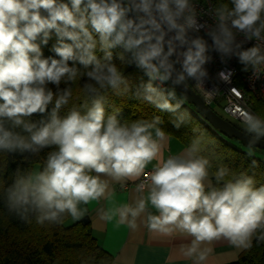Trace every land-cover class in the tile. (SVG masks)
<instances>
[{"label": "clouds", "instance_id": "9594fccd", "mask_svg": "<svg viewBox=\"0 0 264 264\" xmlns=\"http://www.w3.org/2000/svg\"><path fill=\"white\" fill-rule=\"evenodd\" d=\"M82 4L83 12L76 18L74 11L80 12ZM170 4L175 6L174 14ZM232 4L231 10L227 5L216 10L220 35L210 33L214 47L223 53L231 51L234 40L227 21L248 40H260L264 31V19H261L264 0H232ZM187 7L188 0H71L70 10L67 4H57L56 0H0V118L9 119L14 126L22 125L23 131L30 134L28 139L14 134L6 130L0 120V149L36 152L51 145L58 146V151L49 154L43 172L18 178L7 189L10 211L25 220L28 213H35L39 225L45 221L57 222L65 211L73 219H79L83 213L77 204L96 200L106 188L98 176L89 175V172L107 173L117 180L143 174L145 178L150 177L148 202L159 212V215L148 216L146 226L150 231L170 234L175 228L194 237L187 256L196 252L199 242L221 238L237 248L251 247L254 232L264 227V184L254 187L253 177L241 173L242 178L227 181L222 187L206 185L210 162L195 155L199 151L198 140L188 149L189 159L169 158L151 173L145 172L146 165L160 151L149 132L159 121L158 117L153 123L137 121L130 127L119 125L114 115L105 121L103 97H100L92 101L86 114L81 115L73 109L61 119L59 109L72 95L71 90L65 89L55 99L47 121L41 119L37 126L23 119L48 111L54 94L46 89V84L58 86L65 74L70 81L76 77L77 69L68 65L69 60L78 61L85 68L92 65L86 75L101 89L106 85L116 88L121 82L115 65L102 64L94 54L96 41L86 27L89 23L98 34L105 60H111L108 49L115 45H121L126 51L136 49L134 56L138 66L149 77L144 86V99L159 109L174 111L167 99L160 102L155 98L154 94H162L153 87L152 81L165 82L171 77L172 65L166 62L174 49L169 41L165 52V32L161 24H166L168 31L178 29L174 39L186 43L185 29L174 17H179ZM40 9L47 11L46 18L41 17ZM153 10L159 21L153 16ZM129 13L144 15L129 16ZM195 23L192 16L187 17L189 28ZM69 28L79 31H69ZM48 29H55L59 37L73 42L67 44L59 40V46L54 47L59 60L41 59L39 46L33 43L43 33L42 42L46 44ZM191 45L183 53V71L173 83L184 81L185 73L196 80L206 75L202 68L209 59L205 55L206 44L196 38ZM260 51L258 46L240 51L239 61L255 67L264 61ZM30 53L35 55L30 56ZM84 87L88 92L98 91L91 84ZM172 95L174 93L169 92V96ZM243 118L246 131L255 133L257 139L264 136V121L248 112H243ZM156 136L162 138L164 133L157 128ZM227 174L228 169L222 167L215 173V179L222 181ZM139 187L143 189L145 185ZM144 209L143 199L136 208L125 206L119 213L121 222L130 213L133 219L128 224L135 229L134 218ZM259 239L264 240V235ZM210 251L209 248L201 252L198 259L203 261Z\"/></svg>", "mask_w": 264, "mask_h": 264}, {"label": "trees", "instance_id": "16d2710c", "mask_svg": "<svg viewBox=\"0 0 264 264\" xmlns=\"http://www.w3.org/2000/svg\"><path fill=\"white\" fill-rule=\"evenodd\" d=\"M215 7L219 9L222 5H227L231 10L234 6L232 0H212ZM57 4H67L71 10V0H56ZM75 12L74 16L79 18L83 12ZM41 17L48 16L47 11L40 9ZM86 15V13H85ZM264 19V12L261 13ZM57 24L63 27L58 21ZM96 41L94 54L102 64H113L121 74V82L116 88L106 85L101 89L96 81L87 77L86 73L92 70V65L85 68L78 61L69 60L68 65L75 66L77 75L73 80H68L67 74L61 78L60 84H46V89L53 92V102L48 105V111L43 115L33 114L31 117H24L25 122H34L39 126L41 119L47 121L50 118V111L54 106L57 96L62 95L65 89L71 90L72 95L68 103L63 105L58 112L62 119L73 109L86 114L92 107V101L103 97L105 121L110 115H114L121 126L130 127L132 123L148 122L153 123L155 118L159 121L155 127L166 134L176 138L185 148L189 149L193 141L198 140L199 151L196 156H202L209 160L212 187H222L227 181L240 179L241 173L244 176H251L254 179V187L264 184V160L244 151L243 144L234 138H228L214 129L202 116L195 112V107L186 102L181 92L175 86L168 88L165 81L164 86L157 85L152 81L153 87L162 95H155V98L163 102H168L175 108L174 111L162 110L154 104L144 99L145 85L149 82V77L137 66L129 67L130 57L120 45L108 49L111 52V60H105L104 52L100 48L98 34H96L90 23L86 25ZM69 31H79L78 29H68ZM47 43H43L44 35L40 33L33 43L39 46L42 53L41 59L53 58L59 60L54 47L59 46V40L72 44L67 37H59L55 29H48ZM264 35V31L261 32ZM75 51V49H74ZM167 51V50H166ZM35 55L30 53V56ZM180 73L182 68L175 59L170 56ZM106 71V69H105ZM185 75V74H184ZM185 80L188 79L185 75ZM91 84L98 91L88 92L84 85ZM169 92L174 95L169 96ZM84 105V106H82ZM179 105V107H176ZM253 109L256 115L264 121V102L254 101ZM6 130L29 138V133L23 131V127L14 126L7 118H0ZM179 124V127L176 125ZM236 143H238L239 146ZM261 154L264 150L258 149ZM58 151V146L51 145L36 152L19 149L12 151L0 149V264H112V256L105 251L92 235L91 226L87 218L80 221L66 224L70 214L65 211L60 214L57 222L45 221L43 225L36 223L35 213H28L27 220L21 219L15 211L8 208L7 189L21 177H27L31 173L32 165H39V172H43L47 165V158L50 153ZM228 169V174L224 180L217 181L215 173L220 168ZM264 235V227L256 229L251 247L244 249L236 260L224 264H264V240L259 237Z\"/></svg>", "mask_w": 264, "mask_h": 264}, {"label": "crops", "instance_id": "0c3cea01", "mask_svg": "<svg viewBox=\"0 0 264 264\" xmlns=\"http://www.w3.org/2000/svg\"><path fill=\"white\" fill-rule=\"evenodd\" d=\"M124 51L134 53L136 49L132 51L124 49ZM135 62L137 63L136 60ZM156 129L157 127L154 126L149 132L152 139L158 143L160 151L157 157L146 165L144 171L160 166L162 161L174 155H179L182 159L190 158L188 149L176 138L163 131L164 136L157 137ZM263 154H259L258 157L264 159ZM88 174L98 176L106 184L105 192L96 200L79 202L77 208L83 215L79 219H73L70 215L69 220L73 223L84 218L88 219L92 235L112 256V264H224L236 260L244 250L230 245L227 240L221 238L211 242H199L196 252L187 256L186 253L192 246L194 237L175 229L174 226H170L174 228L170 234L150 231L147 228L148 216L159 215V212L148 202L149 185L143 189L135 185L141 176L121 177L117 180L107 173L91 171ZM208 174L204 183L206 185L210 183L212 186L209 170ZM141 199L145 201V209L134 218L136 228L133 229L128 224V221L133 219L131 214L129 213L122 223L119 213L125 206L136 208ZM209 248L211 251L203 261H200L199 254Z\"/></svg>", "mask_w": 264, "mask_h": 264}, {"label": "built area", "instance_id": "2783aa9c", "mask_svg": "<svg viewBox=\"0 0 264 264\" xmlns=\"http://www.w3.org/2000/svg\"><path fill=\"white\" fill-rule=\"evenodd\" d=\"M138 2V0H137ZM188 5L179 17H174L176 23L184 27V39L186 43L181 44L174 37L178 29L167 30L166 24H161L164 30V42L168 47V42L171 41V46L174 51L172 57L182 68L184 59L183 53L191 47V41L196 38H201L206 44L205 55L209 58L202 68L206 75L200 80L187 77L189 85L198 93L204 102L210 106L218 97H222L224 101V112L233 119L242 123L244 122L243 112H248L256 117L253 109L254 101L260 100L264 102V61L253 67L252 64H243L239 61L238 53L247 50L250 47H260V54L264 55V35L261 33V39L255 38L248 40L242 32L231 28V22L227 21V25L232 31L234 40L230 45L231 51L223 53L217 51L213 45L212 36L210 33L220 35L219 18L217 16V8L212 0H188ZM173 14L175 6L170 4ZM143 16V13H139ZM153 16L159 18L155 10ZM192 16L195 20V25L189 28L186 24L187 17ZM158 34V33H157ZM221 39L223 37L221 36ZM237 44L240 47H237ZM137 63L130 60L129 67H135ZM223 74V75H221ZM159 86H164L165 82L158 80L154 81ZM211 107V106H210ZM171 158L182 159L179 155H174ZM159 167V166H158ZM156 167L147 169L145 172L151 173ZM144 184L150 185V177H141L135 182L138 187ZM140 188V187H139Z\"/></svg>", "mask_w": 264, "mask_h": 264}, {"label": "water", "instance_id": "95a60500", "mask_svg": "<svg viewBox=\"0 0 264 264\" xmlns=\"http://www.w3.org/2000/svg\"><path fill=\"white\" fill-rule=\"evenodd\" d=\"M133 15H139V13H129V16ZM164 50L167 52L166 49ZM166 63L172 65L171 77L168 81L171 85L176 87L177 91L182 93L186 102L192 104L195 107V112L197 114L202 116L205 121H207L214 129L218 130V132L224 136L239 140L244 147H255L264 150V136H261L257 139L255 133H249L246 131V128L220 116L204 102L202 97L194 91V89L185 79L179 84L173 83V81L176 80L177 76L181 73L179 72L171 57H168Z\"/></svg>", "mask_w": 264, "mask_h": 264}, {"label": "rangeland", "instance_id": "374dc122", "mask_svg": "<svg viewBox=\"0 0 264 264\" xmlns=\"http://www.w3.org/2000/svg\"><path fill=\"white\" fill-rule=\"evenodd\" d=\"M165 49L167 50V46L165 45ZM127 55L130 57V59H132V60H136V58H135V56H134V53H127ZM137 61V60H136ZM137 64H138V61H137ZM137 67L140 69V70H142V71H144L145 72V70L142 68V67H139L138 65H137ZM167 83H168V88L170 89L171 88V84H170V82L169 81H167ZM223 105H224V101H223V99H222V97H218L215 101H213L211 104H210V106H211V108L215 111V112H217L220 116H222V117H224V118H226V119H228V120H231L232 122H234V123H236V124H238V125H240V126H242V127H244V128H246V124L245 123H242V122H240V121H238V120H236V119H233V118H231L230 116H228L225 112H224V110H223ZM256 117L258 118V119H260L261 120V118L258 116V115H256ZM237 145H239L238 143H236ZM239 146H242V145H239ZM244 149V151H248L250 154H252V153H254V154H256V157L260 154L261 155V153H260V151H258L257 149H254L253 147H250V148H246V147H243ZM264 155V154H263ZM262 160H264V159H262ZM38 172H39V165L37 164V163H34L33 165H32V169H31V173H30V175H36V174H38ZM65 223L66 224H69V223H71V220H67V221H65Z\"/></svg>", "mask_w": 264, "mask_h": 264}]
</instances>
